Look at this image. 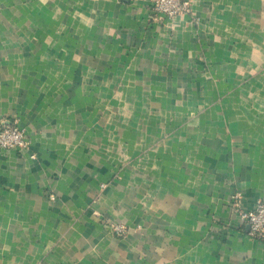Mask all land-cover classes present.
<instances>
[{
  "label": "crops",
  "instance_id": "obj_1",
  "mask_svg": "<svg viewBox=\"0 0 264 264\" xmlns=\"http://www.w3.org/2000/svg\"><path fill=\"white\" fill-rule=\"evenodd\" d=\"M190 2L0 0V264H264V0Z\"/></svg>",
  "mask_w": 264,
  "mask_h": 264
},
{
  "label": "built area",
  "instance_id": "obj_2",
  "mask_svg": "<svg viewBox=\"0 0 264 264\" xmlns=\"http://www.w3.org/2000/svg\"><path fill=\"white\" fill-rule=\"evenodd\" d=\"M151 18L156 19L159 15L174 19L187 15L191 12L190 0H149ZM30 140L17 122H3L0 126V148L4 150L27 151ZM55 200V196H50ZM242 219L248 226L249 235L264 242V199L256 203L252 211L244 212ZM117 234H121L124 228L120 225L114 228ZM122 235V234H121Z\"/></svg>",
  "mask_w": 264,
  "mask_h": 264
},
{
  "label": "rangeland",
  "instance_id": "obj_3",
  "mask_svg": "<svg viewBox=\"0 0 264 264\" xmlns=\"http://www.w3.org/2000/svg\"><path fill=\"white\" fill-rule=\"evenodd\" d=\"M251 211H252V210H251ZM244 212H248V211H241V212L239 213L241 219H242V214H243ZM242 220H243V219H242ZM243 221H244V220H243ZM244 223H245V222H244ZM245 224H246V223H245ZM120 226L124 228V231L121 233L122 236H126L127 233H128V228H127L125 225H120ZM113 228H115V226H113ZM247 235H248L251 239H254V240L260 241V240H258V239H256V238L251 237V236L249 235V232H248ZM262 242H263V241H262ZM263 243H264V242H263Z\"/></svg>",
  "mask_w": 264,
  "mask_h": 264
}]
</instances>
